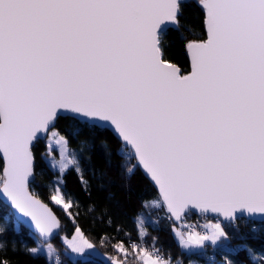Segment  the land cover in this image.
Wrapping results in <instances>:
<instances>
[{"label": "snow or ice", "instance_id": "snow-or-ice-1", "mask_svg": "<svg viewBox=\"0 0 264 264\" xmlns=\"http://www.w3.org/2000/svg\"><path fill=\"white\" fill-rule=\"evenodd\" d=\"M192 3L205 35L187 42L190 68L182 70L165 34ZM61 121L74 136L83 126L116 137L118 154L135 160L126 180L139 171L156 189L141 206L164 211L181 249L205 264H216L209 245L246 250L264 264L250 248L231 249L222 226L242 216L264 221V0H0V264H15L9 252L20 251L63 264L52 238L66 225L50 203L73 225L61 236L70 264L99 249L106 264H184L157 237L148 243L142 213L133 239L107 208L87 205L111 231L85 234L67 175L74 171L89 196L90 185ZM42 141L40 159L53 172L50 203L32 190ZM194 213L215 214L216 222L201 232L188 222ZM21 223L35 230V246L5 238Z\"/></svg>", "mask_w": 264, "mask_h": 264}, {"label": "trees", "instance_id": "trees-1", "mask_svg": "<svg viewBox=\"0 0 264 264\" xmlns=\"http://www.w3.org/2000/svg\"><path fill=\"white\" fill-rule=\"evenodd\" d=\"M202 19V10L192 3V6L185 12L181 26L178 29L166 31L165 45L168 49V54L173 62L182 70L190 68L186 51L187 42L205 35ZM58 127L67 136L69 146L79 151L82 170L85 179L89 181L90 196L84 192L79 178L74 171L67 175V189L80 200L82 205L78 223L86 235L92 239H98L104 232L111 231V229L105 228L99 221L93 219V216L96 214H89L86 210L87 205L96 204L98 209L107 208L110 213L118 218V223L125 230L132 233L133 239L136 237V230L133 226L134 217L137 213H142L146 221L149 222L148 243L152 242V237H157V246L171 252L174 258L183 260L184 264H189V261L193 259H198L205 263V257H198L196 254L188 255L182 251L171 231V222L166 219L163 210L141 206V200L153 198L156 195V189L151 186L143 173L139 171L131 181L126 180L125 166L135 163V160H125L118 154L121 145L114 135L110 132L104 134L99 132L94 133L81 126L79 135L74 136L72 126L64 121H61ZM44 148L45 142L42 141L38 146V167L36 169V179L32 184V190L42 201L50 203V183L53 179V172L44 160L40 159V154ZM110 195L112 197L111 200L109 199ZM50 206H53L57 216L66 225L65 231L56 235L52 240L54 245L59 249L64 247V244L61 242V236L68 235L70 237L73 232V225L60 210V206H54L51 203ZM196 217L194 215L190 216L188 222ZM153 221H158V225L154 226L151 223ZM223 226L229 233L231 249L250 248L256 254L257 262H259V258L264 256V223L239 219L235 225L223 224ZM32 236L34 235L28 229L19 225L18 234L9 231L5 238L10 241H26L29 246H35ZM107 251L111 252V249L109 248ZM98 252L102 256H106L104 249H99ZM224 252L230 259L237 261L238 264H253L246 250H241L238 254H234L231 250ZM207 255L214 256L216 262L221 260L223 264L227 260L222 258L219 250L210 251ZM9 256L13 258L15 264H46V259L43 255L33 258L20 251L15 254L9 252ZM61 257L62 262L67 261L70 264L67 257L63 254H61ZM102 258L95 257L89 260H78H80V264H106V259Z\"/></svg>", "mask_w": 264, "mask_h": 264}, {"label": "rangeland", "instance_id": "rangeland-1", "mask_svg": "<svg viewBox=\"0 0 264 264\" xmlns=\"http://www.w3.org/2000/svg\"><path fill=\"white\" fill-rule=\"evenodd\" d=\"M214 222H216V219L215 220H213V219H210L209 221H208V223H207V225H209V224H211V223H214ZM223 226V225H222ZM176 241H177V239H176ZM178 242V241H177ZM178 244H179V242H178ZM180 246V245H179ZM56 247V246H55ZM57 248V247H56ZM58 249V248H57ZM59 250H60V253L61 254H63L64 253V247H62V248H59ZM183 250V249H182ZM208 250H211V251H217V249H214L213 247H211L210 245H209V247H208V249H207V251ZM184 251V250H183ZM185 253H187L188 255H192V254H195V253H189V252H186V251H184ZM208 254V253H207ZM198 257H200L201 255H198V254H196ZM220 255L222 256V258L223 259H230L229 257H228V255L225 253V252H221L220 251ZM95 257H100V258H102V259H106V256H102L99 252H98V254H95V255H91V256H87V257H85V258H83V259H81V258H78V257H73L72 259L75 261V260H78V259H80V260H89V259H91V258H95ZM192 261H195V262H197V264H205V263H203L201 260H198V259H193ZM63 264H69L67 261H65V262H63ZM216 264H223L222 262H221V260L220 261H217L216 262Z\"/></svg>", "mask_w": 264, "mask_h": 264}, {"label": "water", "instance_id": "water-1", "mask_svg": "<svg viewBox=\"0 0 264 264\" xmlns=\"http://www.w3.org/2000/svg\"><path fill=\"white\" fill-rule=\"evenodd\" d=\"M170 29H176V28H170ZM169 30V29H168ZM187 56H188V59H189V55L187 53ZM189 64H190V59H189ZM110 132V131H109ZM111 133V132H110ZM115 137V136H114ZM116 138V137H115ZM194 216H205L207 218H210V219H216L215 217V214H210V215H199V214H196L194 213L193 214ZM240 219H244V220H247V221H252V222H255V223H264V221H260V220H253V219H249L245 216H242L240 217ZM224 224H227V223H224ZM20 225L24 226L26 229H28L33 235L35 234V230L30 226V223H21ZM56 235L53 236L52 240L54 239Z\"/></svg>", "mask_w": 264, "mask_h": 264}, {"label": "built area", "instance_id": "built-area-1", "mask_svg": "<svg viewBox=\"0 0 264 264\" xmlns=\"http://www.w3.org/2000/svg\"><path fill=\"white\" fill-rule=\"evenodd\" d=\"M210 218H207L205 216H197L195 219L191 220L190 224H196L199 226L198 230L201 232L207 231V223ZM211 250H208L207 253L209 254Z\"/></svg>", "mask_w": 264, "mask_h": 264}, {"label": "crops", "instance_id": "crops-1", "mask_svg": "<svg viewBox=\"0 0 264 264\" xmlns=\"http://www.w3.org/2000/svg\"><path fill=\"white\" fill-rule=\"evenodd\" d=\"M183 251V250H182Z\"/></svg>", "mask_w": 264, "mask_h": 264}]
</instances>
